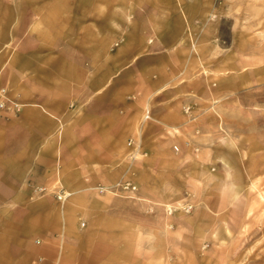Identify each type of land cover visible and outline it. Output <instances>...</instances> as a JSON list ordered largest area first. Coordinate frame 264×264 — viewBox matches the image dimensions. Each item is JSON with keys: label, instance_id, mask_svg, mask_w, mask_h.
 Instances as JSON below:
<instances>
[{"label": "rangeland", "instance_id": "rangeland-1", "mask_svg": "<svg viewBox=\"0 0 264 264\" xmlns=\"http://www.w3.org/2000/svg\"><path fill=\"white\" fill-rule=\"evenodd\" d=\"M0 6L27 16L19 36H63L66 62L80 65L82 79L90 66L101 75L98 83L113 70L119 116L140 110V93L130 99L120 88L132 78L138 89L149 82L138 64L125 75L121 59L141 39L172 54L174 61L161 65L172 64L178 74L168 70L171 82L191 88L176 94L170 113L176 138L164 139L153 157L124 142L114 178L94 188L143 203L145 230L136 228L138 206L128 208L136 214L123 232L129 252L114 251L113 264H264V0H0ZM2 89L18 108L1 110L0 118L19 115L23 103ZM162 109L155 112L165 116ZM150 113L145 108L143 120ZM32 189V196L54 194Z\"/></svg>", "mask_w": 264, "mask_h": 264}, {"label": "crops", "instance_id": "crops-1", "mask_svg": "<svg viewBox=\"0 0 264 264\" xmlns=\"http://www.w3.org/2000/svg\"><path fill=\"white\" fill-rule=\"evenodd\" d=\"M1 9L0 88L17 94L23 106L19 115L0 118V264H113L114 251L129 252L123 232L136 214L137 230H145L144 213L139 212L143 203L94 188L114 178L124 142L131 139L137 155L153 157L164 139L176 138L172 130L178 121L170 113L177 108L176 94L191 88L171 82L178 74L172 64L167 63L169 69L161 65L162 60L174 61L172 54L155 51L156 42L147 46L141 39L121 59L125 75L138 64L149 82L138 89L132 78L130 88H120L118 93H128L130 99L140 93V110L136 117L126 112L119 116L113 70L98 83L101 75L90 66L83 69L82 79L80 65L66 62L65 38L59 32L56 37L19 36L18 23L27 16L16 7L9 13ZM147 47L153 52H146ZM69 53L76 55L75 50ZM161 107L165 116L155 112ZM145 108H150L149 120H143ZM35 186L54 194L32 196ZM135 205L138 212L129 213ZM139 246L144 252V239Z\"/></svg>", "mask_w": 264, "mask_h": 264}, {"label": "built area", "instance_id": "built-area-1", "mask_svg": "<svg viewBox=\"0 0 264 264\" xmlns=\"http://www.w3.org/2000/svg\"><path fill=\"white\" fill-rule=\"evenodd\" d=\"M12 99L6 94V90L2 89L0 90V112L3 109H17L18 108V103L11 101ZM13 104L10 108H8L7 104ZM1 114V113H0ZM1 116V115H0ZM61 196H58V199H60Z\"/></svg>", "mask_w": 264, "mask_h": 264}]
</instances>
